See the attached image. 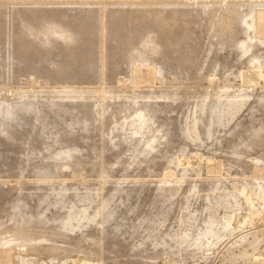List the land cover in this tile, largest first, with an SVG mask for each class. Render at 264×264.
I'll return each mask as SVG.
<instances>
[{"label": "rangeland", "instance_id": "1", "mask_svg": "<svg viewBox=\"0 0 264 264\" xmlns=\"http://www.w3.org/2000/svg\"><path fill=\"white\" fill-rule=\"evenodd\" d=\"M0 109V264H264V0H0Z\"/></svg>", "mask_w": 264, "mask_h": 264}, {"label": "bare ground", "instance_id": "2", "mask_svg": "<svg viewBox=\"0 0 264 264\" xmlns=\"http://www.w3.org/2000/svg\"><path fill=\"white\" fill-rule=\"evenodd\" d=\"M25 24H26V23H25ZM74 39H75V38H74ZM56 63H57V62H56ZM58 66H59V65H58ZM1 106H2V105H1ZM204 106H205V105H204ZM218 106H219V105H218ZM23 107H24V105H23ZM215 107H216V106H215ZM215 107L210 108V113H211L212 116H213V115H218V112H217V111H218V110H217L218 107H217V109H216ZM223 107H224V106H223ZM223 107H222V108H223ZM1 108H3V107H1ZM6 108H7V106H6ZM26 108H27V106H26ZM58 108H59V107H58ZM3 109H4V108H3ZM39 109H40V108H39ZM42 109H43V108H42ZM54 109H55V108H54ZM202 109H203V108H202ZM219 109H220V108H219ZM0 110H1V109H0ZM24 110H25V109H24ZM33 110H34V113H35V110H36V109L33 108ZM82 110H83V109H82ZM205 110H206V109H205ZM222 110H223V109H221L220 111H222ZM4 111H5V110H3L2 112H4ZM20 111H21V110H20ZM39 111H40V110H39ZM39 111H38L37 113H39ZM51 111H52V110H51ZM57 111H58V110H57ZM76 111H77V110H76ZM202 111H204V110H202ZM9 112H10V110H9ZM17 112H18V110H17ZM22 112H23V111H22ZM40 112H41V111H40ZM205 112H206V111H205ZM0 113H1V112H0ZM11 113H12V112H11ZM11 113H10V114H11ZM30 113H32V112H30ZM43 113H44V112H43ZM4 114H6V112H5ZM7 114H8V113H7ZM14 114H15V113H14ZM28 114H29V113H28ZM35 114H36V113H35ZM51 114H52V113H51ZM57 114H59V113H57ZM68 114H69V113H68ZM220 114H223V113L220 112L219 115H220ZM12 115H13V113H12ZM12 115H11V116H12ZM39 115H40V113H39ZM76 115H77V114H76ZM4 116H7V115H4ZM24 116H26V115H24ZM24 116H23V117H24ZM34 116H35V115H34ZM40 116H41V115H40ZM42 116H43V115H42ZM44 116H45V114H44ZM54 116H55V115H54ZM139 116H140V114H139ZM2 117H3V115H2ZM13 117H14V115H13ZM17 117H18V116H17ZM46 117H47V115H46ZM141 117H143V116L141 115ZM47 118H49V117H47ZM63 118H64V117H63ZM73 118H74V117H73ZM76 118H77V117H76ZM85 118H86V117H85ZM6 119H7V118H6ZM9 119H10V118H9ZM15 119H16V118H15ZM38 119H39V117H38ZM41 119H43V118H41ZM53 119H55V118H53ZM137 119H138V118H137ZM217 119H218V118H217ZM0 120H3V121H4V118H3V119H0ZM35 120H36V119H35ZM44 120H46V118H44ZM58 120H59V119H58ZM58 120H57V121H58ZM62 120H63V119H62ZM64 120H65V118H64ZM142 120L144 121V119H142ZM218 120H219V119H218ZM9 121H10V120H9ZM11 121H12V119H11ZM40 121H41V120H39V123H38V124H40ZM47 121H48V119H47ZM50 121H51V119H50ZM70 121H71V120H70ZM70 121H69V122H70ZM140 121H141V120H140ZM1 122H2V121H1ZM1 122H0V123H1ZM5 122H6V121H4V123H3V122H2V123L5 124ZM64 122H65V121H64ZM66 122H67V121H66ZM71 122H72V121H71ZM219 122H220V121H219ZM20 123H22V122H20ZM42 123H43V122H42ZM44 123H45V122H44ZM49 123H50V122H49ZM56 123H57V122H56ZM135 123H136V122H135ZM33 124H34V123H33ZM45 124L47 125V123H45ZM50 124H51V123H50ZM53 124H54V123H53ZM57 124H60V123H57ZM57 124H56V125H57ZM67 124H68V123H67ZM73 124H74V123H73ZM73 124H72V125H73ZM81 124H82V123H81ZM133 124H134V123H133ZM212 124H213V123H212ZM42 125H43V124H42ZM46 125H45V126H46ZM56 125H55V126H56ZM64 125H65V124H64ZM64 125H63V126H64ZM137 125H138V122H137ZM9 126H10V125H9ZM25 126H26V125H25ZM65 126L67 127V125H65ZM138 126H139V125H138ZM138 126H136V127L138 128ZM140 126H141V125H140ZM3 127H4V126H3ZM41 127H42V126H41ZM43 127H44V126H43ZM48 127H49V126H48ZM50 127H51V126H50ZM50 127H49V128H50ZM55 128L57 129L58 126L55 127ZM55 128H54V129H55ZM67 128H69V126H68ZM73 128H74V127H73ZM73 128H72V129H73ZM140 128L142 129V127H139V129H140ZM206 128H207V127H206ZM208 128H209V127H208ZM46 129H47V128H46ZM51 129H52V128H51ZM84 129H85V128H84ZM141 129H140V130H141ZM193 129H194V128H193ZM58 130H59V129H58ZM135 130H136V129H135ZM47 131H48V129H47ZM59 132H61V131L59 130ZM130 132H131V131H130ZM136 132H137V130H136ZM194 132H195V131H194ZM10 133H11V132H10ZM137 133H138V132H137ZM7 134H8V133H7ZM11 134H12V133H11ZM62 134H63V133H62ZM9 135H10V134H9ZM64 136H65V135H64ZM154 137H155V136H154ZM156 137H157V136H156ZM154 140H155V139H154ZM156 140H157V139H156ZM28 143H29V142H28ZM29 149H30V148H29ZM36 152H37V151H36ZM35 154H36V153H35ZM59 154H60V153H59ZM61 154H62V153H61ZM63 155H64V154H63ZM57 156H58V155H57ZM58 157H59V156H58ZM65 158H66V157H65ZM65 158H64V159H65ZM60 201H61V200H59L58 202L60 203ZM61 203H62V201H61ZM61 203H60V204H61ZM103 205H104V204H103ZM106 208H107V207H106ZM71 209H72V208H71ZM103 209H104V208H103ZM103 211H104V210H103ZM109 211H110V210H109ZM85 217H86V216H85ZM77 220H78V219H77ZM82 221H83V220H82ZM76 223H77V222H76ZM79 224H81V223H79ZM66 226H67V224H66ZM77 226H78V225H77ZM82 226H83V225H82ZM201 234H202V233H201ZM204 236H205V235H204ZM184 237H186V236H184Z\"/></svg>", "mask_w": 264, "mask_h": 264}]
</instances>
